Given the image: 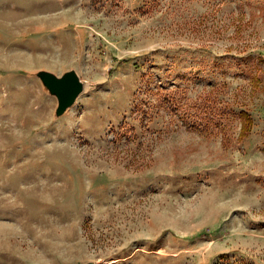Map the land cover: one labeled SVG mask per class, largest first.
Segmentation results:
<instances>
[{
	"label": "rangeland",
	"instance_id": "rangeland-1",
	"mask_svg": "<svg viewBox=\"0 0 264 264\" xmlns=\"http://www.w3.org/2000/svg\"><path fill=\"white\" fill-rule=\"evenodd\" d=\"M0 264H264V0H0Z\"/></svg>",
	"mask_w": 264,
	"mask_h": 264
},
{
	"label": "water",
	"instance_id": "water-1",
	"mask_svg": "<svg viewBox=\"0 0 264 264\" xmlns=\"http://www.w3.org/2000/svg\"><path fill=\"white\" fill-rule=\"evenodd\" d=\"M35 75L42 81L45 89L58 99L56 116H63L73 107L85 91V82L76 68L57 74L50 70H39Z\"/></svg>",
	"mask_w": 264,
	"mask_h": 264
},
{
	"label": "trees",
	"instance_id": "trees-1",
	"mask_svg": "<svg viewBox=\"0 0 264 264\" xmlns=\"http://www.w3.org/2000/svg\"><path fill=\"white\" fill-rule=\"evenodd\" d=\"M242 117V131H241V136L243 138H246L250 133L253 131L254 127V118L250 114L249 111L243 110L241 113Z\"/></svg>",
	"mask_w": 264,
	"mask_h": 264
}]
</instances>
